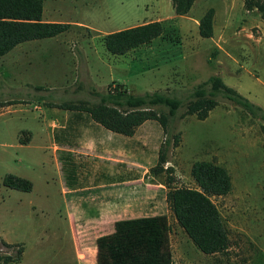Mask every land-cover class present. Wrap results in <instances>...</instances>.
Segmentation results:
<instances>
[{
	"label": "rangeland",
	"instance_id": "1",
	"mask_svg": "<svg viewBox=\"0 0 264 264\" xmlns=\"http://www.w3.org/2000/svg\"><path fill=\"white\" fill-rule=\"evenodd\" d=\"M43 2L46 18L76 26L23 46L54 49V57L70 49L79 65L55 61L16 70L0 59V240L23 247L17 264H97V240L112 234L117 221L154 216L168 219L174 264H264V123L223 98L204 120L186 114L191 94L213 76L264 110L262 14L247 11L244 0H198L184 17L171 0ZM210 9L215 32L204 39L194 19ZM154 21L164 25L161 38L124 56L107 51L106 35ZM117 83L133 94L179 97L184 107L167 127L147 121L132 137L77 123L55 107L96 104L93 92ZM167 140L168 163L160 166ZM201 161L225 168L233 183L230 194L212 198L229 235L222 254L199 251L168 201L175 189L197 188L191 171ZM9 174L30 180L33 191L6 188ZM67 189L83 190L71 194L70 212ZM17 251L0 245L2 254Z\"/></svg>",
	"mask_w": 264,
	"mask_h": 264
},
{
	"label": "trees",
	"instance_id": "2",
	"mask_svg": "<svg viewBox=\"0 0 264 264\" xmlns=\"http://www.w3.org/2000/svg\"><path fill=\"white\" fill-rule=\"evenodd\" d=\"M197 0H171L177 16H187ZM245 9L262 14L264 1L244 0ZM43 0H0V58L17 46L44 39H51L67 33L69 23H52L43 20ZM215 10L210 9L200 21L201 38L214 37ZM162 22L154 21L110 33L103 39L107 51L114 56L129 52L164 35ZM37 90H40L37 89ZM99 98L96 104L80 100L63 102L56 108L72 113L77 123L95 122L113 133L132 137L137 128L147 121H158L164 127L184 107V100L165 92L133 94L125 85H110L107 93L93 92ZM223 98L242 108L253 118L264 123V110L250 102L234 88L227 86L219 76L210 77L191 94L186 114L206 119ZM43 100V98H40ZM9 106L8 103L6 102ZM15 103H10L13 105ZM5 106V105H3ZM157 107L168 109L159 114ZM180 137H175V143ZM21 144L24 141L21 140ZM167 140L161 148L159 165L168 163ZM164 170V169H163ZM168 170V169H167ZM192 178L196 189L180 188L168 194V201L174 217L196 248L205 255L222 254L228 250L229 235L220 212L212 198L231 193L233 183L228 171L212 162L201 161L193 165ZM3 185L12 190L32 192L34 185L26 179L9 174ZM170 225L166 216L142 217L120 220L115 223L114 232L97 240V264H174L169 241ZM6 248H18L16 254H2L0 264H17L23 259V247L0 240Z\"/></svg>",
	"mask_w": 264,
	"mask_h": 264
},
{
	"label": "crops",
	"instance_id": "3",
	"mask_svg": "<svg viewBox=\"0 0 264 264\" xmlns=\"http://www.w3.org/2000/svg\"><path fill=\"white\" fill-rule=\"evenodd\" d=\"M198 2V0L196 1ZM190 14V13H189ZM188 14V15H189ZM187 15V16H188ZM43 20L45 22H52V23H63V22H53L46 18L45 14H43ZM195 24L199 27L200 20L194 19ZM70 24V23H69ZM72 26H76L71 24ZM135 27V26H134ZM214 27H215V20H214ZM118 32V31H117ZM25 44V43H24ZM52 50L50 48H42V47H25L23 44L17 46L14 50H12L6 56L0 58L3 60L12 61L14 68L16 70L20 69L23 64L33 65V64H51L55 61H64L67 63H72L74 70H77L79 65V58L77 57L76 53L71 51L70 49L61 50L60 57H54ZM68 129V128H67ZM58 145V144H57ZM59 148H62L58 146ZM64 186V185H63ZM83 190H76L70 191L66 190L64 193V203L68 212H70L76 206V202L71 200V194H79ZM78 255H80V250H78Z\"/></svg>",
	"mask_w": 264,
	"mask_h": 264
}]
</instances>
